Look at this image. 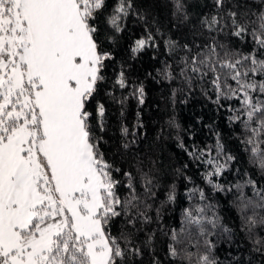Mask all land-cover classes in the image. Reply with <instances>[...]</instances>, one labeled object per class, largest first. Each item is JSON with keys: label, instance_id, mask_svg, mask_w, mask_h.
Instances as JSON below:
<instances>
[{"label": "snow or ice", "instance_id": "1", "mask_svg": "<svg viewBox=\"0 0 264 264\" xmlns=\"http://www.w3.org/2000/svg\"><path fill=\"white\" fill-rule=\"evenodd\" d=\"M172 2L173 15L187 21L184 0ZM259 3L264 6V0ZM212 6L216 13L201 19L203 29L219 35L228 28L227 35L241 43L250 37L251 48H233L217 35L202 45L193 40L195 51L183 45L188 55L181 58L180 74L189 85L196 77L210 78L218 104L239 100L230 119L250 133L244 143L264 171V7L251 12L249 0H212ZM109 7V0H0V264H143L138 258L152 244L151 235L143 245L136 242L137 225L151 217L141 209L132 174L123 172L130 194L122 197L115 177L121 170L100 151L105 105L97 101L95 112L88 110L105 83L106 62L113 59L101 46L100 26H107V39L113 40L129 16L144 19L133 0H112ZM151 40V35L137 39L131 51H142ZM168 47L179 45L169 41ZM163 75L170 76L168 67ZM115 85L127 86L123 72ZM136 92L143 104V86ZM121 131L127 135L128 129ZM224 167L217 164L209 175L218 176ZM151 183L145 180L146 193ZM257 195L264 201V193ZM240 200L253 251L264 252V238H254L264 215H244L264 203L243 195ZM201 212L186 210L188 223L201 225ZM171 239L169 255L193 264L194 253L177 247L183 243L179 234L174 231ZM205 244L207 253L195 264H219L210 255L213 245Z\"/></svg>", "mask_w": 264, "mask_h": 264}, {"label": "trees", "instance_id": "2", "mask_svg": "<svg viewBox=\"0 0 264 264\" xmlns=\"http://www.w3.org/2000/svg\"><path fill=\"white\" fill-rule=\"evenodd\" d=\"M189 19L173 15L172 0H133L134 9L144 16L141 20L131 15L125 21L124 31L107 39L110 30L101 25V46L112 54L104 70L105 83L96 99L89 104V111L95 112L97 101L106 108V129L98 135L100 151L120 172L116 179L122 183L119 194L129 196V183L123 172H130L136 194L143 202L141 209L151 220L138 224L137 244L143 245L149 235L150 247L138 259L143 264H188L186 259L169 255L172 234H179L185 248L194 253L193 264L199 255L207 253L205 241L213 247L211 256L219 264H264V252L253 251V243L245 228L240 210L241 195L254 203H264L257 193H264V171L250 153V146L244 141L246 132L241 121L230 119L234 110L240 108L238 99L221 100L216 103L210 78L201 81L198 77L191 85L180 74L181 58L188 55L185 43L195 51V44H204L210 35L200 24L205 15L216 13L212 0H184ZM111 11L112 0H109ZM259 0H249L251 12L258 13ZM255 20V16H250ZM229 29L217 35V39L233 48L248 51V43H241L227 35ZM151 35L149 45L133 53L135 41ZM195 41V44L193 43ZM169 41L179 45L175 50L168 47ZM168 67L170 76L163 72ZM123 72L126 87L121 89L115 80ZM144 88V103H139L136 92ZM233 86H235L233 84ZM111 93V95H109ZM246 117H241V120ZM127 128V135L121 129ZM128 143L124 149L122 145ZM220 146H222V151ZM234 159L227 160V156ZM212 161V163H209ZM225 167L217 175L215 166ZM152 181L150 193L145 192V180ZM251 181V183H249ZM169 193L174 199L169 201ZM199 213L201 225L189 224L186 210L193 215ZM257 213L264 215V208H249L245 216ZM121 217L116 229L121 227ZM215 221L217 227H213ZM204 234L201 235L200 228ZM224 228L230 229L229 234ZM183 230V231H182ZM254 238H264V227L255 229Z\"/></svg>", "mask_w": 264, "mask_h": 264}]
</instances>
